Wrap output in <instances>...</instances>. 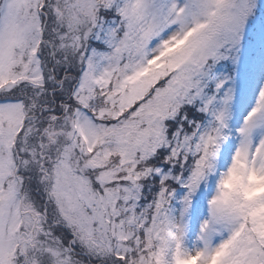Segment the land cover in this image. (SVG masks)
<instances>
[{
  "label": "snow or ice",
  "instance_id": "obj_1",
  "mask_svg": "<svg viewBox=\"0 0 264 264\" xmlns=\"http://www.w3.org/2000/svg\"><path fill=\"white\" fill-rule=\"evenodd\" d=\"M0 264H264V0H0Z\"/></svg>",
  "mask_w": 264,
  "mask_h": 264
}]
</instances>
